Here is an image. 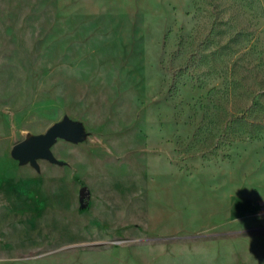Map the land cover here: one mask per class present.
I'll list each match as a JSON object with an SVG mask.
<instances>
[{"label": "rangeland", "instance_id": "rangeland-1", "mask_svg": "<svg viewBox=\"0 0 264 264\" xmlns=\"http://www.w3.org/2000/svg\"><path fill=\"white\" fill-rule=\"evenodd\" d=\"M0 264H264V0H0Z\"/></svg>", "mask_w": 264, "mask_h": 264}, {"label": "water", "instance_id": "water-1", "mask_svg": "<svg viewBox=\"0 0 264 264\" xmlns=\"http://www.w3.org/2000/svg\"><path fill=\"white\" fill-rule=\"evenodd\" d=\"M68 123H57L51 126L44 134L34 136L27 141L17 143L12 150L14 157L22 161H31L36 164L38 158H45L52 162H58L50 150L57 138L69 134Z\"/></svg>", "mask_w": 264, "mask_h": 264}, {"label": "bare ground", "instance_id": "bare-ground-1", "mask_svg": "<svg viewBox=\"0 0 264 264\" xmlns=\"http://www.w3.org/2000/svg\"><path fill=\"white\" fill-rule=\"evenodd\" d=\"M6 187V186H5Z\"/></svg>", "mask_w": 264, "mask_h": 264}]
</instances>
